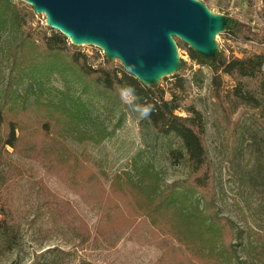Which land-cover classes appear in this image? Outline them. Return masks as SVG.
<instances>
[{
  "label": "trees",
  "instance_id": "1",
  "mask_svg": "<svg viewBox=\"0 0 264 264\" xmlns=\"http://www.w3.org/2000/svg\"><path fill=\"white\" fill-rule=\"evenodd\" d=\"M224 17L221 31L228 38L264 44V28L255 30L233 15ZM2 39L8 62L0 82V230L5 246H14L19 231L9 190L25 175L22 161L33 160L95 207L92 228L42 176L34 179L37 208L82 243L114 246L127 236L156 246L157 264H264L262 235L243 229L217 203L206 118L188 99L193 85L203 86L206 66L228 141L241 142L245 115L264 131V46L242 53L219 47L206 54L183 43L200 66L188 74L187 61L179 59L165 86L144 82L106 53L81 50L61 30L41 24L33 5L22 0H0ZM92 58L100 61L93 63ZM224 75L234 80L233 86H225ZM125 84L135 87L139 103L155 105L141 121L166 144L174 163L186 168L184 177L166 181L153 157L142 153L134 158L132 171L104 177L87 162L89 155L82 157L72 147L70 137L99 144L112 135L100 105L121 109L118 89Z\"/></svg>",
  "mask_w": 264,
  "mask_h": 264
},
{
  "label": "rangeland",
  "instance_id": "2",
  "mask_svg": "<svg viewBox=\"0 0 264 264\" xmlns=\"http://www.w3.org/2000/svg\"><path fill=\"white\" fill-rule=\"evenodd\" d=\"M202 1L212 12L233 15L254 26L255 30L264 28L263 0ZM36 13L41 19V24H47L46 13L44 11ZM173 37L178 58L187 61L186 71L192 74L200 65L190 58L186 46L182 45L189 43L178 33L173 34ZM69 38L72 41V38ZM215 41L218 49L223 47L235 53L254 48L261 50L264 46L253 40L246 42L228 38L222 31L215 35ZM78 45L81 50L90 54L97 50L101 54L105 53L104 48L97 43L81 42ZM5 53L6 45L2 39L0 82L7 73L8 62ZM114 58L121 61L118 57ZM92 61L97 63L100 58H92ZM203 70L205 72L203 86L193 85L188 99L195 101L206 118L209 154L216 169L217 203L224 214L232 217L243 229L258 231L264 241V131L252 120L253 118L245 115V133L241 142L237 145L228 141V135L220 124L210 93L211 71L206 66H203ZM172 74L159 76L158 82L166 86L173 79ZM224 79L226 87L233 86L234 80L229 75H224ZM122 104L121 109L111 104L100 105L101 113L114 129L110 137L99 144L70 137L72 147L82 157L85 154L89 155L90 160L87 162L104 177L114 172L132 171L133 160L139 159L141 153L144 157L147 155L153 157L166 181L184 177L186 168L174 163L166 144L154 137L149 127L138 119L136 112L127 104L123 102ZM178 112L186 113L184 110ZM117 123L119 126L116 127ZM22 163L26 168L25 175L9 190L14 201V211L19 219V231L14 246L8 248L3 243L4 240L1 238L3 232L0 230V264H85L89 260L94 264H157L160 250L153 244L129 239L127 236L121 238L114 246L82 243L71 233L60 230L53 224L46 210L37 208L38 188L34 179L42 176L52 190L74 205L92 228L97 220L95 207L86 202L65 181L42 168L38 162L23 160Z\"/></svg>",
  "mask_w": 264,
  "mask_h": 264
},
{
  "label": "water",
  "instance_id": "3",
  "mask_svg": "<svg viewBox=\"0 0 264 264\" xmlns=\"http://www.w3.org/2000/svg\"><path fill=\"white\" fill-rule=\"evenodd\" d=\"M24 1L37 12L45 11L47 24L72 42L97 43L147 83L177 71L173 34L178 33L194 49L212 54L218 49L215 35L226 21L202 0Z\"/></svg>",
  "mask_w": 264,
  "mask_h": 264
},
{
  "label": "clouds",
  "instance_id": "4",
  "mask_svg": "<svg viewBox=\"0 0 264 264\" xmlns=\"http://www.w3.org/2000/svg\"><path fill=\"white\" fill-rule=\"evenodd\" d=\"M118 94L121 101L127 104L132 111L137 113L138 119H147L151 116L154 111L155 105L145 101L144 103H139V97L136 93V89L131 84L122 85L118 89Z\"/></svg>",
  "mask_w": 264,
  "mask_h": 264
},
{
  "label": "bare ground",
  "instance_id": "5",
  "mask_svg": "<svg viewBox=\"0 0 264 264\" xmlns=\"http://www.w3.org/2000/svg\"><path fill=\"white\" fill-rule=\"evenodd\" d=\"M45 12V11H44ZM46 13V12H45ZM173 37V36H172ZM174 38V37H173ZM84 43H85V41H84Z\"/></svg>",
  "mask_w": 264,
  "mask_h": 264
}]
</instances>
